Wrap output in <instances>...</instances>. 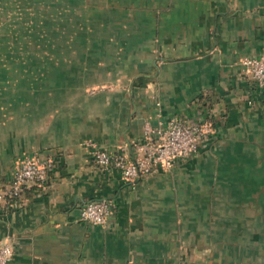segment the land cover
Wrapping results in <instances>:
<instances>
[{
    "label": "crops",
    "instance_id": "0c3cea01",
    "mask_svg": "<svg viewBox=\"0 0 264 264\" xmlns=\"http://www.w3.org/2000/svg\"><path fill=\"white\" fill-rule=\"evenodd\" d=\"M64 12L76 86L59 61L45 71L61 82L17 86L32 28L59 41ZM263 53L264 0H0V185L25 156L55 162L44 190L0 204L9 264H264V89L240 64ZM200 115L208 140L169 170L129 182L90 159ZM100 199L107 226L77 220Z\"/></svg>",
    "mask_w": 264,
    "mask_h": 264
},
{
    "label": "built area",
    "instance_id": "2783aa9c",
    "mask_svg": "<svg viewBox=\"0 0 264 264\" xmlns=\"http://www.w3.org/2000/svg\"><path fill=\"white\" fill-rule=\"evenodd\" d=\"M240 64L256 86L264 89V53L258 57H244ZM211 132L212 126L203 115L193 120L175 118L159 121L156 125L146 122L142 139L131 146V155L95 147L90 159L99 170H116L123 180L131 182L160 169L169 170L175 160L197 154ZM54 167L55 162L51 158L25 156L9 180L0 185V204L9 205L32 188L44 190ZM114 209L115 204L111 200L88 201L80 207L77 220L105 227ZM13 253L11 244L0 240V264H9Z\"/></svg>",
    "mask_w": 264,
    "mask_h": 264
},
{
    "label": "rangeland",
    "instance_id": "374dc122",
    "mask_svg": "<svg viewBox=\"0 0 264 264\" xmlns=\"http://www.w3.org/2000/svg\"><path fill=\"white\" fill-rule=\"evenodd\" d=\"M39 14V12H36ZM36 14V15H37ZM40 17V15H37ZM65 26L59 27V41L56 40V27L46 26L43 28L39 24L32 28V44L27 43V49L30 50V56L27 59L19 58L16 61V71L12 73L13 78L17 86H42L47 81L49 86L55 84L57 81L61 82L60 77L64 86H76V41L72 39V32L74 28L68 26L69 17L72 16V12H64ZM39 21V20H38ZM50 21V19H49ZM51 22V21H50ZM39 26V27H38ZM47 30L48 35H42L41 31ZM24 46V44H21ZM56 51L63 52L64 56L62 59H55ZM48 52L49 58H45L43 55ZM29 55V54H28ZM43 56V57H42ZM75 56V58H73ZM56 61L63 63V75H59L57 78L53 72L46 73L45 68H51V65ZM30 71H29V70ZM25 72L27 73L24 76ZM61 72V70H60ZM47 74V75H45Z\"/></svg>",
    "mask_w": 264,
    "mask_h": 264
}]
</instances>
